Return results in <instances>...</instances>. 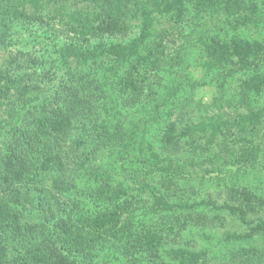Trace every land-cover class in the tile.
<instances>
[{
    "label": "rangeland",
    "instance_id": "374dc122",
    "mask_svg": "<svg viewBox=\"0 0 264 264\" xmlns=\"http://www.w3.org/2000/svg\"><path fill=\"white\" fill-rule=\"evenodd\" d=\"M43 1L40 17L44 22L35 21L24 27L12 25L6 50L0 48L1 67L4 64L10 66V63L14 65L18 59L16 67L20 69L19 73H33L45 82V91L26 95L32 100L31 106H35L28 108L31 112L39 108V102L44 97L55 93L64 83L67 74H64V69L61 70L56 51L68 45L74 37L62 22H58V17L52 11L58 4L54 2L48 6ZM58 1L65 5L67 2L71 9L75 6L82 8L86 4L84 0ZM133 1L136 3H132L130 8H133L135 16L129 15L126 18L128 30L124 36L112 39L114 44L129 42L139 33L140 15L143 6L146 8V0ZM255 1L262 15L255 17L253 24L238 29L232 27L235 17L225 8L201 13L196 0H181L183 11L178 24L174 19L166 18L152 27L148 44L155 50V57H151L154 68L139 69L138 81L142 82L138 84V94L122 85L131 70L130 63L115 65L111 56H104L91 61L84 69L75 67V64L72 66L75 76L81 74H77V71H83L91 79L94 78L101 89H108V95L102 94L100 97L105 106L97 108V117L104 120L103 124L108 122L111 132L114 127H118L121 138L114 146H104L98 137L97 128L95 131L92 126L81 122V125L72 129L64 142L68 156H62L64 168L45 173L44 182L37 184V188L27 184L26 188L20 190L22 193L28 190L29 194V202L18 207L23 236H30L28 245H34L52 234L54 238L51 225L54 222L68 220L77 224L80 220L94 217L97 212L109 211L110 205L106 207L107 202L102 206L94 200L97 189L104 182L111 183L114 188L120 186L128 189L127 192L135 196L132 202L136 208L142 209L143 203L151 204L152 199L147 191L140 194L137 192L136 185L140 181L158 188L170 204L186 207L178 206L163 211L162 216L155 214L151 219L140 216L139 211L133 212L135 217H140H134L130 222L129 231L133 235L120 232L116 237L107 236L104 241H98L90 250L91 255L96 257L90 259V264H130L123 249L132 250L129 248L130 241L136 239L146 226L160 229L163 236L160 249L162 258L157 260L158 264H180L166 254L178 248L191 252L204 251L206 258L201 264H264V237L257 235L246 242L227 240L230 234L246 233L248 226L221 208L230 202L229 194L235 189L247 190L264 200V146L258 152L255 162L239 167L234 162L235 158L222 150V147L235 149L239 145L238 135L228 137V131L223 130L208 151L179 152L177 156L188 163L182 171L183 175L177 176L157 171V164L153 162L150 153V150L155 154L160 151L164 129L170 120L167 113L170 108L175 114L183 115L189 123L200 122L213 114L233 118L238 113L264 109V83L248 90L241 86L253 78L264 79V62L260 63L263 57L257 60L254 56L250 57L253 62L251 64L259 63L258 68L253 66L247 71L241 70L231 75L226 66L210 70L203 67L206 62L217 58L215 50L211 49L212 46L216 47L213 45L214 40L219 48L227 49V54L236 65L240 64L243 56V53L237 54L233 46L239 39L249 45L254 41L257 44L254 48L261 46L260 53L264 56V0ZM24 2L0 0V17L7 8H18ZM26 9L32 14L33 9L29 4H26ZM160 45L163 46L162 52ZM132 62L135 60L132 59ZM144 70H147L146 74ZM174 84L179 85V88L170 101L171 105L170 102L164 104L163 100ZM158 106L159 111L156 109ZM5 110L9 114L0 108V176L4 174L2 159H5L3 157L7 154L8 144L13 139H20L32 119L31 114L18 103L14 107L7 106ZM26 119L30 124L26 123ZM183 125L182 120L179 126ZM224 136L227 137L226 144L222 142ZM76 141H81L83 145L76 147ZM77 163L83 166L79 167ZM163 164L165 162L161 166ZM53 179L60 180V186H53ZM162 182L165 186H162ZM61 186L68 190L59 189ZM48 208L50 214L46 213ZM255 211L246 218L253 224L264 218V204L257 206ZM46 216L55 219L46 220ZM23 236L15 242L11 241L12 245L16 246L17 241L22 243Z\"/></svg>",
    "mask_w": 264,
    "mask_h": 264
},
{
    "label": "trees",
    "instance_id": "16d2710c",
    "mask_svg": "<svg viewBox=\"0 0 264 264\" xmlns=\"http://www.w3.org/2000/svg\"><path fill=\"white\" fill-rule=\"evenodd\" d=\"M41 1L43 0H25L18 8L11 6L2 12L0 48L6 50L7 37L12 25L24 27L35 21L44 22L40 17V11L44 7ZM43 2L48 6L54 2L58 4L52 11L58 17V22H62L74 37L68 45L56 51L62 66L61 70L64 69V74H67L64 83H61L55 93L44 97L39 102V108L32 112L28 108L35 106H31L32 100L26 95L36 91L40 94V91H45V82L38 76H34L33 73H19L20 69L16 67L18 59L14 65L10 63V66L5 64L0 66V108L9 114L5 108L7 106L14 107L18 103L32 116L31 124L26 119V123L32 127L26 126L25 128L28 129L20 132V139H13L8 144L7 154L3 157L5 159H2L4 174L0 176V264H90V259L96 258L94 254L91 255L90 250L95 247L98 241H104L107 236L116 237L120 232L125 235H133L129 231L130 222L132 223L135 217L133 212L139 211L140 216L144 215L143 217L147 216L151 219L155 214L162 216L163 211L172 210L178 206L186 207V205L170 204L164 199L158 188L138 181L137 192L140 194L147 191L149 198L152 199L151 204L143 203L142 209H139L133 206L132 201L135 196L129 194L128 189H122L120 186L114 188L111 187V183L104 182L97 189L94 200L102 206H105L107 202L106 207L110 205L109 211L97 212L94 217L80 220L77 224L68 220L54 222L51 224L52 231L55 233L54 238H52V232L49 231V234L52 235L47 239L42 238V241L28 245L29 235L23 236L21 231L18 207L29 202V194L28 190L25 193L20 190L26 188L27 184L37 188V184L44 182L43 175L45 173L53 169L62 170L64 168L62 156L68 157L64 150V142L72 129L81 122L92 126L95 131L96 128L98 129V137L101 138L104 146L105 144L114 146L121 138L118 127H114V131L111 132L108 122L103 124L104 120L97 117V108L105 106L100 97L102 94L108 95V89H101L96 80L93 77L91 79L89 74H84L83 71H77V74H81L75 76L72 66L75 64V67L79 66L84 69L91 61L104 56H111L115 65L130 63L131 70L128 71L122 85L123 88L138 94V84L142 82L138 81L141 68H154L151 57H155V50L148 44L152 27L161 19L166 18L167 20L174 19L178 24L183 8L181 0H146V8L143 6L140 15L138 35L129 42L114 44L112 39L120 35L124 36L128 30L126 18L129 15L135 16L133 8H130L135 1L84 0L83 2L86 3L84 7L75 6L73 9L67 2L66 5L58 0H44ZM26 4H29L33 9L32 14L27 11ZM196 4L201 13L208 10H224L225 8L231 16L235 17L232 27L238 29L253 24L255 17L259 18L262 15L255 0H196ZM92 41H96V43L93 44ZM249 44L241 39L236 40L233 45L235 51L239 55L243 53L240 64L236 65L227 54V49L219 48L214 40L213 45L216 47L212 46L211 49L215 50L217 58L206 62L203 67L210 70L217 66H226L229 75L237 71L248 70L253 66L258 68L259 63L251 64L253 62L250 57L254 56L256 60L258 57L264 58L260 53L262 47L254 48L257 46L254 41L252 45ZM159 47L162 52L163 46ZM206 50L208 49L206 48ZM132 59L137 64L135 62L132 64ZM261 62H264V59ZM144 73L146 74L147 70H144ZM44 78L50 80L49 77ZM263 83L264 79L253 78L251 81L243 82L241 86L248 90L259 87ZM178 88L177 84L170 88L163 100L164 104H168L173 99ZM159 107L156 108L157 111H159ZM171 109L167 112L170 120L164 129L160 151L155 154L153 150H150L153 162L157 164L156 170L165 172L167 175H183L182 171L188 161L185 162L181 157H178L179 152L194 153L196 150L206 152L223 130L228 131V137L238 135L239 145H236L235 149L230 150L222 147V150L231 154L239 167H245L255 162L258 152L264 146L263 108L257 112L238 113L233 118L213 114L196 123H189L188 119L183 118V115L175 114ZM182 120L184 125L179 126ZM222 142L227 143L226 136ZM74 144L76 147L83 145L81 141H76ZM174 156L175 158H173ZM163 162L165 164L161 166ZM189 164L192 165L193 162L190 161ZM78 166L83 165L79 163ZM52 182L53 186L60 184L58 179H53ZM162 186H165L163 182ZM59 189L68 190L63 186ZM29 190H31L30 187ZM229 195L230 202L223 204L221 208L238 217L242 223L248 226V231L244 234H230L227 236V240L246 242L257 235L264 237V218L257 220L254 224L246 219L248 214L256 212L257 206L260 207L264 204V200L247 190L235 189ZM46 213H51L49 208ZM49 218L55 219L47 216L45 219ZM135 218L140 219V217ZM21 236L24 238L23 242L17 241L16 246H13L11 241L15 242ZM129 244V248L132 250L125 248L123 250L124 256L130 264H141L142 262L158 264L157 260L162 258L160 249L163 244V236L160 229L146 226ZM166 254L171 259L178 260L180 264H201L205 262L206 258L204 251L191 252L182 248L171 249Z\"/></svg>",
    "mask_w": 264,
    "mask_h": 264
}]
</instances>
